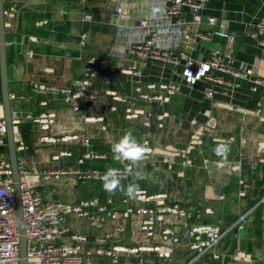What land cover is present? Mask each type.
I'll list each match as a JSON object with an SVG mask.
<instances>
[{
    "label": "crops",
    "instance_id": "1",
    "mask_svg": "<svg viewBox=\"0 0 264 264\" xmlns=\"http://www.w3.org/2000/svg\"><path fill=\"white\" fill-rule=\"evenodd\" d=\"M161 1L4 0L6 29L15 34L8 74L12 112L20 119L16 140L18 146H25L24 180L46 200L65 206L94 201L122 211L135 204L138 188L166 194L170 203L179 202L190 216H168L176 240L166 244L171 258L163 264H264V163L260 161L264 89L254 91L250 81L242 80L230 87L215 86L216 95L207 97L210 84L189 86L176 79L171 65L144 62L129 54V44L142 34L138 21L145 18L160 30L158 45L180 46L175 48L178 52L186 49L187 42L169 25L175 19L171 22L161 11ZM119 4L124 7L122 15L115 11ZM185 11L190 19L191 13ZM206 12L217 19L213 31L226 30L228 36L217 33L205 48L193 45L188 54L203 61L219 47L264 77V48L248 33L264 18V0H209ZM43 20L47 23L41 25ZM185 29L193 37L209 26L204 20L201 25L188 23ZM91 59L105 66L88 88L94 97L69 95L66 90L76 91L72 85L85 78ZM170 81L178 83L180 91L168 102L140 98L139 86ZM133 104L146 115L128 120L126 110ZM43 116H51L52 122L44 123ZM0 118H4L3 105ZM128 131L142 153L122 161L112 146ZM46 138L58 141L48 143ZM89 152L94 156L84 158ZM109 169L125 174L116 178L111 190L105 187L106 177H101ZM48 171L64 174L46 180ZM141 221L139 216L108 219L103 229L95 230L86 218L69 216L66 226L71 233L85 235L87 247L94 249L97 235L112 234L108 247L147 242ZM197 226L218 229L222 238L203 252L193 250L196 236L203 242L209 238L206 231L194 234ZM153 241L161 244L159 231ZM134 260L123 256L119 264ZM145 260L161 264L155 254H147ZM95 262L108 264L109 259L96 257Z\"/></svg>",
    "mask_w": 264,
    "mask_h": 264
},
{
    "label": "built area",
    "instance_id": "2",
    "mask_svg": "<svg viewBox=\"0 0 264 264\" xmlns=\"http://www.w3.org/2000/svg\"><path fill=\"white\" fill-rule=\"evenodd\" d=\"M209 0H163L161 1V11L165 17L169 18V23L174 26V33L178 34V38L187 42L184 48H175L180 46L158 45L160 30L156 26H150L148 19L138 21V27L142 30L140 38L129 44L128 53L136 56L144 62L148 60H156L167 63L174 68V76L179 82H184L189 86H195L199 82L210 84L211 88L206 91L207 97L216 95L215 86L230 87L233 82L245 80L250 81L253 90L259 88L264 89V77H259L254 67H250L244 63H237L230 53H224L221 48L214 49L210 57L197 61L186 51L193 45L197 48H205V44L212 40L215 34L228 36L226 30L214 32L213 27L218 22L214 16L206 15ZM185 10L191 13L190 19L184 16ZM116 14H124V7L120 4L116 7ZM207 22L209 29L197 32L193 37L185 29L188 23L195 25ZM47 20H43L40 24L44 25ZM224 29V26H221ZM171 32L172 29L170 30ZM248 33L257 42L259 46L264 48V18L255 26L249 28ZM85 36H82L80 46H85ZM96 60H89L85 70V78L81 81L73 83L71 89L66 90L73 97L92 96L88 93V88L93 85L99 70L105 66L98 65ZM98 67L97 70L95 67ZM123 72L139 75L140 71L134 70ZM137 90L140 92V98L149 102H168L171 96L180 91L179 84L170 81L169 83L156 84L151 83L144 87L139 86ZM264 100V93L262 95ZM0 105H2V94L0 88ZM146 115L142 109H136L134 104L126 110L128 120H137L140 116ZM14 131L17 135L18 124L20 119L12 112ZM148 116H151L148 114ZM51 117V116H49ZM48 116H43L44 123H51ZM164 115L159 120L164 119ZM150 125L149 121L145 123ZM7 125L3 118H0V264H20V234L18 230V220L16 212V194L14 189L13 172L9 159ZM58 139L46 138L45 142L55 143ZM17 142V140H16ZM85 145H89V141L85 140ZM147 146L148 143L146 142ZM25 151V146L21 143L17 144L18 164L22 176L21 180V201L23 206V215L25 221V234L27 237V258L33 264H96L95 259L107 257L108 264H119L120 258L123 256L133 257L135 260L129 264H147L145 256L147 254H155L159 263L163 264L169 258L171 253L167 249L166 244L174 239V228L168 224V216L178 215L189 217L190 215L184 211L179 202L170 203L166 194H152L144 189H136L134 191L135 204L122 211L111 210L109 205H98L94 201L82 202L79 205L65 206L57 202L46 200L38 190L29 185L24 180L28 172L25 169V158L21 155ZM147 153L153 150L146 148ZM93 153H87L84 158L93 157ZM125 161L126 158L118 157ZM264 163V158L260 159ZM64 174L61 171H48L44 173V179H49L51 175ZM116 178L124 177L122 170L114 171ZM102 178L106 177L104 175ZM241 196H245L242 192ZM91 207H96L94 212L90 211ZM212 214V210H207ZM69 216L77 218H86L95 230L104 228L108 219L128 220L131 217L139 216L142 218L140 223L141 232L144 233L147 242H138L132 246L112 245V234L97 235L95 238L96 246L94 249L88 248L89 239L77 232L71 233L69 227L66 226V219ZM144 218V219H143ZM244 217L240 218V221ZM242 228V226H239ZM122 231V228H119ZM160 232L161 244L151 242L156 238V232ZM194 234H200L204 231L208 232V240L205 242L199 240L192 245L193 250L203 252L205 249L214 247L222 235L218 229L212 227L197 226L192 229ZM71 233L69 236L68 234ZM68 240L72 241L71 245Z\"/></svg>",
    "mask_w": 264,
    "mask_h": 264
},
{
    "label": "water",
    "instance_id": "3",
    "mask_svg": "<svg viewBox=\"0 0 264 264\" xmlns=\"http://www.w3.org/2000/svg\"><path fill=\"white\" fill-rule=\"evenodd\" d=\"M15 34L9 33L6 29V10L4 0H0V88L2 94V105L4 108L3 120L7 125V140L9 159L13 172L14 189L16 194V212L18 220V230L20 234V264H33L27 258V237L25 234V221L23 215V206L21 201V180L22 176L18 164V152L16 134L14 131L11 95H10V79L8 74V55L11 49Z\"/></svg>",
    "mask_w": 264,
    "mask_h": 264
},
{
    "label": "clouds",
    "instance_id": "4",
    "mask_svg": "<svg viewBox=\"0 0 264 264\" xmlns=\"http://www.w3.org/2000/svg\"><path fill=\"white\" fill-rule=\"evenodd\" d=\"M112 148L113 152L117 154L118 157L136 158L139 157L142 153V146L135 140L131 131H128L123 137H121L119 142L114 143ZM226 150L227 149L224 148L221 151ZM105 176L106 180L108 181L105 184V187L108 190H111L118 183L116 175L113 170L109 169ZM129 192L131 193V189L129 190Z\"/></svg>",
    "mask_w": 264,
    "mask_h": 264
}]
</instances>
